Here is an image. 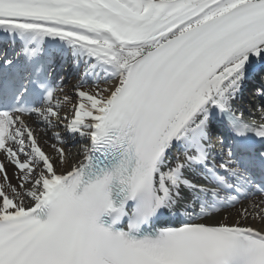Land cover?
Listing matches in <instances>:
<instances>
[{
  "label": "snow or ice",
  "instance_id": "snow-or-ice-1",
  "mask_svg": "<svg viewBox=\"0 0 264 264\" xmlns=\"http://www.w3.org/2000/svg\"><path fill=\"white\" fill-rule=\"evenodd\" d=\"M0 68V264H264V0H0Z\"/></svg>",
  "mask_w": 264,
  "mask_h": 264
},
{
  "label": "bare ground",
  "instance_id": "bare-ground-1",
  "mask_svg": "<svg viewBox=\"0 0 264 264\" xmlns=\"http://www.w3.org/2000/svg\"><path fill=\"white\" fill-rule=\"evenodd\" d=\"M74 81H75V80H74ZM89 84H91V81H89ZM64 89H65V91H66L68 94L71 95V94L73 93V91H74V86H66ZM248 96H249V99L252 98V94H248ZM244 115H245V117H246V114H245V113H244ZM49 136H50V134H49ZM46 139H48V143H49V144L55 142L54 140H51L50 138H47V137H46ZM65 147H66V149H70L71 153H72L73 156H74V159H82V156L76 155V154L79 153V151H80V145H78V146H71V145H70V141L68 140V143L65 145ZM46 150L51 151V148L46 146ZM9 170L11 171V169H9ZM13 182H15V181L13 180Z\"/></svg>",
  "mask_w": 264,
  "mask_h": 264
}]
</instances>
